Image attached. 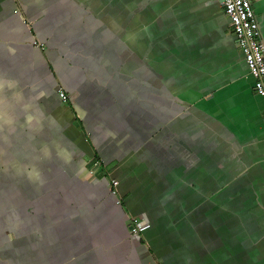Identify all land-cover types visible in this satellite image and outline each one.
<instances>
[{
  "label": "crops",
  "instance_id": "obj_1",
  "mask_svg": "<svg viewBox=\"0 0 264 264\" xmlns=\"http://www.w3.org/2000/svg\"><path fill=\"white\" fill-rule=\"evenodd\" d=\"M0 264H264L263 97L222 0H0Z\"/></svg>",
  "mask_w": 264,
  "mask_h": 264
},
{
  "label": "built area",
  "instance_id": "obj_2",
  "mask_svg": "<svg viewBox=\"0 0 264 264\" xmlns=\"http://www.w3.org/2000/svg\"><path fill=\"white\" fill-rule=\"evenodd\" d=\"M222 5L226 16L231 21L244 54L247 68L255 79V90L263 97L264 112V40L257 12L252 0H222ZM16 12H18V9H16ZM58 92L61 99L64 101L68 99L66 91L61 86L58 87ZM110 184L114 193L118 195L117 202L121 203L122 199L118 192L119 181L112 178ZM130 225L132 234L139 237L148 226V223L143 217L132 215Z\"/></svg>",
  "mask_w": 264,
  "mask_h": 264
},
{
  "label": "rangeland",
  "instance_id": "obj_3",
  "mask_svg": "<svg viewBox=\"0 0 264 264\" xmlns=\"http://www.w3.org/2000/svg\"><path fill=\"white\" fill-rule=\"evenodd\" d=\"M172 196V195H171ZM169 196V197H171ZM174 196V195H173ZM173 203V205H175L178 209H183L186 210L187 209V201L186 199H182L181 202V197L180 196H174V200L171 201ZM210 213V212H209ZM208 215H210V221L212 224H216L217 222L220 224H226V221L228 222V219L226 218V212L221 211L219 214V218L216 217V213H210ZM218 214V213H217ZM211 226V225H210ZM217 225H215L216 227Z\"/></svg>",
  "mask_w": 264,
  "mask_h": 264
},
{
  "label": "water",
  "instance_id": "obj_4",
  "mask_svg": "<svg viewBox=\"0 0 264 264\" xmlns=\"http://www.w3.org/2000/svg\"><path fill=\"white\" fill-rule=\"evenodd\" d=\"M131 227V226H130Z\"/></svg>",
  "mask_w": 264,
  "mask_h": 264
}]
</instances>
